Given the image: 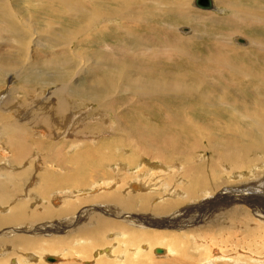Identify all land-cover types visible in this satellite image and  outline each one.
Listing matches in <instances>:
<instances>
[{"label":"bare ground","instance_id":"6f19581e","mask_svg":"<svg viewBox=\"0 0 264 264\" xmlns=\"http://www.w3.org/2000/svg\"><path fill=\"white\" fill-rule=\"evenodd\" d=\"M211 10L194 0H0V92L6 75L21 81L0 93V234L50 219L61 220L53 228L62 230L76 220L65 236L1 238L0 264H33L47 254L49 263L58 254L83 264H264V198L259 208L246 195L256 188L264 194V0H213ZM65 17L80 24L68 26ZM93 37L102 43L97 51L73 48ZM116 158L141 160L140 168L113 176L105 166ZM30 176L36 185L28 188ZM223 181L238 189L232 200L262 213L256 231L245 225L248 210L230 214L245 230L242 242L232 229L198 232L199 239L189 229L213 217L229 189L202 208H179L219 191ZM55 188L75 196L53 210L48 204L61 201L50 198ZM163 216L182 230L139 226L164 224ZM8 225L16 227L2 229ZM153 251L167 261L154 260Z\"/></svg>","mask_w":264,"mask_h":264},{"label":"rangeland","instance_id":"374dc122","mask_svg":"<svg viewBox=\"0 0 264 264\" xmlns=\"http://www.w3.org/2000/svg\"><path fill=\"white\" fill-rule=\"evenodd\" d=\"M214 2H215V0H214ZM216 4V3H215ZM190 7H191V9L193 10V11H197V12H208V11H204V10H199V9H197V8H195V7H193V5H192V3H190ZM217 7V6H216ZM213 10V9H212ZM210 11V12H216V11ZM21 18H22V16L21 15H19ZM24 16H28V14H26L25 13V15ZM73 19H75V22H74V20ZM72 19V17H65V19H64V22L68 25V26H77V25H79L80 24V22H79V20L77 19V17H74ZM77 19V20H76ZM71 20V21H70ZM73 20V21H72ZM22 21H24V18H22ZM70 21V22H69ZM77 21V22H76ZM25 23H27V21H24ZM152 26V23H150V25H149V27H151ZM188 27V26H187ZM24 28H26V26L24 27ZM145 28V27H144ZM145 29H147V28H145ZM188 28H186V31H188L187 30ZM184 31V30H183ZM183 33V32H182ZM31 33H29L28 35H30ZM184 34H189V33H184ZM243 36V37H242ZM240 37L241 38H244L245 39V41H246V39L248 38L247 37V35H244V34H242V35H240ZM202 38V37H201ZM201 38H200V40H201ZM93 40L91 41V42H88V43H83V44H80V45H76L77 43L76 42H74L75 44L73 45V48H75V50L76 51H78V50H80V52H81V50L82 51H84V49L86 48V46L88 47V46H90V47H92L95 51H97V49L101 46V42H98V37H93L92 38ZM96 41H95V40ZM248 40V39H247ZM30 43L31 42H33L32 41V39H30V41H29ZM98 44H97V43ZM94 43V44H93ZM246 43V42H245ZM244 43V44H245ZM238 44H243V43H239L238 42ZM93 45V46H92ZM78 46V47H77ZM79 48V49H78ZM81 48V49H80ZM196 48V47H195ZM231 48H233L232 46H231ZM78 49V50H77ZM90 50V49H89ZM45 51H48V49L47 48H44V49H41L40 50V52L42 53V52H45ZM91 51H93V50H91ZM80 78H82V77H78L77 79H76V82H79L81 79ZM79 79V80H78ZM83 79V78H82ZM15 81V82H14ZM6 82V83H5ZM21 83V81H17L16 80V77L14 76V74H10V75H6V77L4 78V84H3V87L1 88V92H3V93H7L8 92V88L9 87H11L13 84H20ZM5 86V87H4ZM7 90V92L6 91H4V90ZM0 92V93H1ZM36 94H37V92H35ZM34 93V94H35ZM41 93V92H40ZM7 94H9V93H7ZM6 94V95H7ZM35 94V95H36ZM41 96V95H40ZM12 97V96H11ZM21 98V97H20ZM25 99H26V101L28 100L27 99V97H25ZM36 99H38L37 97H36ZM37 102H38V100H36ZM35 101V102H36ZM28 102V101H27ZM37 104V103H36ZM30 106L31 107H33V110H36L37 108H39L40 109V111H38V112H40L41 113V108L42 107H40L39 105H37V106H35L34 104H30ZM92 106H94V108H96V106L95 105H91V107ZM96 111H98V108H96ZM119 115V114H118ZM230 118V117H229ZM199 119H201V118H199ZM219 119L220 120H223L224 119V116H221V117H219ZM215 129H219V127L217 126V125H215ZM102 134V135H101ZM99 136H98V138L100 137V138H104V136H105V138H107L108 136H107V134L105 135V134H103V133H101ZM68 137H70V136H68ZM97 138V137H96ZM205 150H207L206 148H203V150L202 151H205ZM44 151H46L45 153H44ZM48 150H43L39 155H38V158H39V160L42 162V159H41V157L43 156H45V155H47L48 154ZM208 153V152H207ZM36 155V154H35ZM123 156H126V153L124 152L123 153ZM207 154L205 155V157H204V159H206L207 158ZM46 157V156H45ZM167 157H171V155H167ZM139 161H141V160H138V162L137 163H135V164H133V165H130L129 163H127L128 161H126V159L124 158V161L122 160L121 161V159L120 158H116V160H114L112 163H110L108 166H105V168H106V170H108L109 171V173H111L113 176H114V171H118V172H121L122 170H125L124 169V167H130L131 168V170L132 171H134L136 168H140V167H138L139 166ZM116 162H118V163H120V165L119 166H117V167H115V168H111V166L113 165V164H115ZM126 164V165H125ZM38 165V168L40 169V166H41V163H38L37 164ZM153 165H155L154 163H153ZM148 166V165H147ZM18 168H21V165L20 166H18L17 167V169ZM39 169H36V168H33V170H32V172L33 173H36V175H37V173L40 171ZM129 171H130V169H129ZM131 172V171H130ZM129 172V173H130ZM244 173V172H243ZM33 176V175H32ZM112 176V177H113ZM131 175H128V177L127 178H129ZM232 178V177H231ZM231 178H229V179H231ZM235 178H237V177H235ZM102 180H104V177H100V178H98V179H96V180H93V181H91V183L92 184H94V186H95V183H101L102 182ZM246 179H244V181H245ZM257 180V179H256ZM246 181H249V180H246ZM232 182H235V181H232ZM23 184H24V186H26V187H28V188H31V187H33L34 185H36V184H34V185H32L31 186V184H32V181H31V176H30V179H26V180H24L23 181ZM229 184V181H223V183L220 185V186H222V187H224V188H222V187H220V189H218L219 191H217V192H215L214 194H208V196L206 195V197H202L201 199H202V201L201 200H197V201H193V202H190V204H189V202L187 203V204H189V205H187L186 203H184L183 205H181V207H179V208H183V207H185V205H186V207L188 208V211L191 209V207L192 206H194L195 204V206H198V209H199V207H201V206H199V203H201V202H203L204 201V199L206 200V199H208V197H209V200L210 199H215V197L218 195V193L220 194L222 191H224L225 189H229V191L227 190V192H225L224 193V199H221V200H228L229 199V201H227L226 203H222V204H220V205H218V206H216V207H214L212 210H214V212H215V214H214V212H213V214L212 215H214L213 217H211V218H209L208 219V214L207 215H205V219L204 220H199L198 222L196 221V222H193V224H192V226L190 225L189 227V229H191V228H193L194 226L196 227H194V230H195V234H198V239L199 238H201V234H203V233H205V232H208V231H216V232H227V233H229L228 231L230 230V229H232L233 230V237H236V239L239 241V242H242V240H243V238L245 237V235H243L242 233H244L245 232V230H241L240 228H237V227H235V225L232 223V217H230V214H232V212H234V214L236 215V216H238V214L239 215H241L242 217H245L246 216V214L248 213V212H250V219H252V220H250V219H248L247 221V224H245V225H248V229L249 230H251V229H253V228H255V231L256 230H258V224H261L259 221H260V219H262L261 217H260V215H262V213H259V215L258 214H256V215H252L251 214V206H250V203L248 204V201L247 200H235L236 198L235 197H233V196H237L236 195V193H235V191H237L238 189H236L235 187V185L234 184H232V185H228ZM31 186V187H30ZM230 186V187H229ZM233 186H235L234 188H233ZM237 186H239V185H237ZM93 187V186H92ZM222 188V189H221ZM232 189H235V191L234 190H232ZM232 190V191H231ZM234 191V192H233ZM248 191H250V192H248ZM248 191H246V195H248L249 196V198L250 199H248L249 200V202H250V200L251 201H255L256 203H257V205H258V207L260 208V205L259 204H261L260 202H259V200H263V198H264V194H262V192L260 193L259 192V189H254V190H248ZM52 192H54V194L53 195H51L50 196V198H55V197H58L59 198V200H61L60 201V203L58 204V205H56V206H54V204H52V203H49L48 204V206H50V208L51 209H55V208H57L58 206H60V205H63L64 203H67V202H69V201H71L72 200V198H73V196H75V195H70V194H68V192H64L61 188H55V190L54 191H52ZM164 192H166V190L164 191ZM256 192V193H255ZM202 192H199L198 193V196L201 194ZM258 193H259V195H258ZM227 194V195H226ZM237 194H238V191H237ZM63 195V196H62ZM65 195V196H64ZM67 195H69V196H67ZM123 196H125V194H122ZM227 196V197H226ZM228 196H230L229 198H228ZM235 198L234 200H232L231 198ZM52 198V199H53ZM62 198L64 199L63 201H62ZM67 198V199H66ZM69 198V199H68ZM79 199H83V198H79ZM258 199V200H257ZM66 200H68V201H66ZM157 200V199H156ZM257 200V201H256ZM199 201V202H198ZM235 201V202H234ZM194 202H195V204H194ZM197 202V203H196ZM263 203H264V200L262 201ZM31 206H30V208H29V210H31L32 209V203H33V200H31ZM62 203V204H61ZM193 203V204H192ZM262 203V204H263ZM198 204V205H197ZM225 204H226V206H225ZM227 205L229 206V207H227ZM240 206V208H241V206L243 207V208H241V209H238V207ZM264 206V204L262 205V207ZM62 206H60V208H61ZM85 207V206H84ZM88 207H90V205H88ZM221 209H219V208ZM222 207H223V209H222ZM59 208V207H58ZM80 208H82V207H80ZM202 208V207H201ZM208 208L209 207H206V209H204V210H201V211H199L198 212V214H203L204 213V211H207L208 210ZM193 210V209H192ZM231 210V211H230ZM239 210H241V211H239ZM245 210V211H244ZM247 210H248V212H247ZM250 210V211H249ZM224 211L226 212V214L224 213ZM95 213L97 212V211H94ZM201 212H203V213H201ZM223 212V213H222ZM230 212V213H229ZM241 212V213H240ZM78 213V210L76 211V213H72V215L70 216V217H68V219H71V217L73 216H75L76 214ZM100 214V213H99ZM209 214H210V212H209ZM264 215V214H263ZM108 216H110V215H108ZM185 216L186 215H184V216H182L181 217V219H179V220H183L184 218H185ZM110 217H112V215L110 216ZM162 217V216H161ZM161 217H155V220H157V219H161ZM164 218H166V221L164 222V224H158V223H148V222H146V223H143V222H141V224H139V226L140 227H142V228H146V230L148 229V230H153V231H155V232H163L164 234H167V232H179L180 231V229L182 230V226L181 225H177L176 224V220H172V219H170V218H167L168 216H163ZM207 217V218H206ZM123 217H120V219H122ZM189 218V217H188ZM216 218V219H215ZM74 219V218H73ZM73 219H71V220H73ZM125 219V218H124ZM71 220H70V222H71ZM152 220V219H151ZM215 220H217V221H215ZM218 220H219V222H218ZM55 221H57V222H60L61 220H56V219H50V220H46V221H42V222H38L37 223V225H35L34 226V229H28V230H25V231H20L19 233H8V234H0V239L1 238H9V237H11L13 234H24V235H26V236H41V237H51V236H65L68 232H67V230H69L70 228H72L73 226H75V224H76V220H73L72 221V224H70V225H67V226H65L62 230H60V228H56V229H54L53 228V225L54 224H56V222ZM209 221V222H208ZM74 222V223H73ZM213 222V223H212ZM182 223V222H181ZM216 223V224H215ZM50 225L49 226V228L47 227V225ZM198 226H197V225ZM205 224V225H204ZM33 225V224H32ZM141 225H143V226H141ZM203 225V226H202ZM212 227H211V226ZM262 225V224H261ZM18 226V225H17ZM52 226V227H51ZM72 226V227H71ZM136 226V225H135ZM205 226V227H204ZM206 226H207V228H206ZM208 226H209V228H208ZM214 226H215V228H214ZM10 227H16V226H10V225H8V226H4V227H2V229L3 230H7V229H10ZM69 227V228H68ZM180 229H179V228ZM225 227V228H224ZM227 227V228H226ZM187 228V227H186ZM213 228V229H212ZM218 228V229H217ZM47 229V230H46ZM160 229V230H159ZM184 229V228H183ZM197 229V230H196ZM201 229V230H203V231H199V230ZM205 230H207V231H205ZM13 231H17L16 229H14ZM19 231V230H18ZM167 231V232H166ZM205 231V232H204ZM22 232V233H21ZM33 232V233H32ZM67 232V233H66ZM198 232H202L201 234L200 233H198ZM59 234V235H58ZM49 235V236H48ZM186 235V234H185ZM201 235V236H200ZM183 236H184V234H183ZM264 237V236H263ZM182 238V237H181ZM190 238V237H189ZM108 239H110L111 240V242L113 241V239L112 238H109L108 237ZM183 240H181V242L183 241L184 242V240L186 241L187 239H185V238H182ZM241 239V240H240ZM191 242H193V241H191ZM248 243V241L246 242V244ZM108 246H110V245H108ZM191 246H196V244L193 242V243H191V245H190V247H189V249L191 248L192 249V247ZM155 248V247H154ZM2 249H4L3 251L4 252H12V253H19V252H17V250L16 249H6L5 247H3ZM190 249V250H191ZM30 253V252H29ZM230 253V252H229ZM32 255H35L34 253H31ZM240 254V253H239ZM256 254H258V253H256ZM21 255V254H20ZM49 255H51V254H49ZM48 254L47 255H45V256H49ZM151 255H153V256H151V257H153V258H156V259H154V260H159V259H161L160 261L162 262L164 259V261H167L166 259L168 258L167 256H165L164 254L162 255V254H160V255H157V254H155L154 253V251L151 253ZM36 256V255H35ZM53 256V255H52ZM55 256V255H54ZM56 258H58L57 259V261L56 262H50L49 263V261H47L45 258L41 261V262H38L37 260H38V257L36 256L35 257V262H32L33 264H58V263H65V261H66V263L65 264H68V261L70 260V262L69 263H71L72 261H74L73 263H79V264H83V260H81V259H77L76 258V260H74L73 259V257L71 258L70 256L69 257H67V256H64V258H62L61 256H59L58 254H56ZM159 256V257H158ZM163 256V257H162ZM159 259H158V258ZM162 257V258H161ZM67 259V260H66ZM91 259H93L94 260V258L92 257V255H91ZM72 260V261H71ZM34 261V260H33ZM58 262V263H57ZM62 263V264H63ZM202 264H206V262L205 261H203V262H201ZM245 262H243V263H241V264H244Z\"/></svg>","mask_w":264,"mask_h":264},{"label":"water","instance_id":"95a60500","mask_svg":"<svg viewBox=\"0 0 264 264\" xmlns=\"http://www.w3.org/2000/svg\"><path fill=\"white\" fill-rule=\"evenodd\" d=\"M194 5L200 9H213V0H194ZM240 41V39H239ZM242 42V40H241ZM156 253H162L163 249L161 248H156L155 249ZM47 261H54L53 256H48Z\"/></svg>","mask_w":264,"mask_h":264}]
</instances>
